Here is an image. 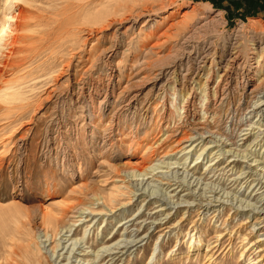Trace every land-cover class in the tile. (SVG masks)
<instances>
[{
    "label": "rangeland",
    "instance_id": "374dc122",
    "mask_svg": "<svg viewBox=\"0 0 264 264\" xmlns=\"http://www.w3.org/2000/svg\"><path fill=\"white\" fill-rule=\"evenodd\" d=\"M231 2L13 7L32 11L39 51L11 60L0 80V264H65L71 237L80 240L68 264H82L75 256L91 258L122 234L124 252L95 262L264 264V15ZM149 163L153 173L130 172ZM82 184L105 199H88L92 214L68 213L63 223L77 222L49 259L41 209ZM102 201L112 210L101 213ZM131 235L137 244L124 248Z\"/></svg>",
    "mask_w": 264,
    "mask_h": 264
},
{
    "label": "bare ground",
    "instance_id": "6f19581e",
    "mask_svg": "<svg viewBox=\"0 0 264 264\" xmlns=\"http://www.w3.org/2000/svg\"><path fill=\"white\" fill-rule=\"evenodd\" d=\"M30 1L31 0H2V3H1L2 21L0 24V66L2 68L0 67V80L3 76V70L5 68L10 67V65H11L10 61L11 60H13V59H25L30 54L33 55L32 53H37L39 51V49L36 46H32V44H31L32 41H34L36 39V37L33 35L34 33L33 34L31 33V28L33 26V24H32L33 22H31L32 11H30L28 8H26L24 6H21L19 8L18 12H14V10H13V7H15L17 3L23 2L24 4L27 5L30 3ZM196 14L197 15L199 14V13H197L196 9H193L192 13L189 14L188 17L184 13L182 15V26L183 27L186 26V24L188 23L187 19L194 17ZM214 24H215V22H214ZM20 36H21V38H20ZM20 40L22 41V43L19 44V42H21ZM1 58H3V61H1ZM7 88H8V85H7ZM1 89H3V86L1 87ZM3 90H5V89H3ZM263 106H264V104H262V106H258V109L263 107ZM250 136H252V134L244 137V139L247 140V139H249ZM258 137H259L258 135L256 137H254L253 141H251V143L248 145V147L252 143H255V141ZM190 139H192V137H190ZM222 145H224V142H222ZM254 145H256V144H254ZM149 147L150 146H148L146 148V150ZM206 147L207 146H205L204 149H206ZM224 148H226V146L221 147V150L223 149V151L221 152L222 154H225L226 153L225 151H233L234 153L239 154L241 157H246V154H245L246 150H237L236 148L233 149L232 147H230L227 150L226 149L224 150ZM180 149H186V148L181 147ZM199 157H200V155H198L197 158H199ZM0 161H3V158H0ZM211 161H212V159H210V162ZM140 162L139 163L137 162V164L140 165L141 164ZM231 162H234V160L233 161L231 160ZM250 165L247 167L251 168ZM235 166L236 165H234L233 168ZM140 167H142V168H138L136 166V167H133L132 169H130L131 170L130 172L133 174V176H136V177L137 176H143L144 177L145 175H147L149 173H153L157 169L154 164H150V163L149 164H143ZM262 168H264V165H262ZM242 170L243 169H240V171H242ZM187 176H188V174L185 177H187ZM250 176L251 175H249V177ZM255 181H258V179L254 178L253 180H251L252 183H254ZM260 181H261V179H259V181L255 185V187L260 184ZM260 188H263V186H260ZM117 192H119V191H117ZM54 193H55V191H54ZM132 194H134V191H132ZM109 195H108V197L110 199L108 198V200L113 201L114 199H112L113 197H111L113 194H111V196H109ZM90 198L91 199L94 198L97 202L105 199L99 195L97 190L93 189L92 187L89 188L88 186L83 185L81 187H78L77 189H72L67 197H60V196L55 197L54 196V197L50 198V202H48L47 205H44V207L42 206L43 208L41 209V212L39 214L40 220H41L40 225L43 227L44 235L48 238V240H52V242L54 243V245L51 247L52 248L51 253L48 256L49 259H51V257H53L56 254V249L61 245V239L59 238L57 240V236L61 233L62 229L67 228L66 232H71L72 226L75 225V223L77 222L76 220L72 219L73 221H69V222H73L72 224H69V223H68V225L64 224L63 223L64 219L67 217L68 213L71 210L72 211L77 210L78 212L80 211L81 213L84 210H89V214L94 213V210L90 209L86 205L88 199H90ZM109 201H108V203H111ZM184 201H188V200H184ZM102 202H103L102 204L104 205V207H103V209H101V213H102V211H105L107 207L110 208L109 210H112V207H110L111 205L110 206L105 205L104 201H102ZM159 206H161L160 211L162 209H164V207H162L163 206L162 204ZM254 208H260V207L254 206ZM121 221H122V219H120L117 223H120V224L123 223L122 224V226H123L124 223H126V222H121ZM25 226H26V223L23 224L24 228H25ZM89 226L90 225H86L84 227V229H83L84 234L81 238H84V235L88 231ZM123 230L127 231V227L123 228ZM23 233L28 234V230L27 231L25 230ZM122 236H123V234L119 237V239H116V237L114 235L111 236L109 238V240H106L105 242H103L102 245H100L98 247L97 252H94L93 256L91 258L75 256V261H77V260L79 262L82 261V264H87L90 261H92L91 264H100L99 261H97V262H95V261L102 256L103 252L114 249L112 252H109L107 255H105L106 258L108 257V259H109L108 261H112L116 256H118L119 254L124 252V251L120 250L123 248L120 246V244L124 243L123 239H121ZM135 238H136V235H134V236L131 235L130 240L127 242L125 241L126 245L124 248H127L129 245L131 247L136 245L137 242H135L136 241ZM69 240L72 241V244L70 245V248H68L66 251V253H68L67 256H64V258L66 259L65 264H68L69 261L71 260V254L75 253L74 249H79V248H75V246L78 245L80 238H76V237L72 238L71 237L68 239V241ZM200 241H201V238L198 239V242H200ZM246 246H245V248H247ZM65 247H66V245L63 248H65ZM23 252H24L26 259L32 261L31 258L34 257L33 251L26 247L23 250ZM241 255H243V253ZM254 259L249 258V262H252ZM28 260H27V262L30 263V261H28ZM32 264H33V262H32ZM53 264H55V262H53Z\"/></svg>",
    "mask_w": 264,
    "mask_h": 264
},
{
    "label": "crops",
    "instance_id": "0c3cea01",
    "mask_svg": "<svg viewBox=\"0 0 264 264\" xmlns=\"http://www.w3.org/2000/svg\"><path fill=\"white\" fill-rule=\"evenodd\" d=\"M234 1L235 0H232V2H234ZM249 2H251L250 8L248 6ZM249 2H248V0H245V8H244L245 10L251 11V12L255 11V13H257V14L264 15V0H250Z\"/></svg>",
    "mask_w": 264,
    "mask_h": 264
}]
</instances>
